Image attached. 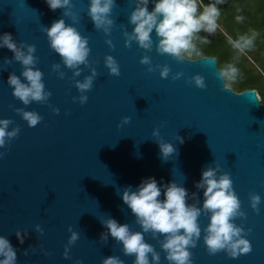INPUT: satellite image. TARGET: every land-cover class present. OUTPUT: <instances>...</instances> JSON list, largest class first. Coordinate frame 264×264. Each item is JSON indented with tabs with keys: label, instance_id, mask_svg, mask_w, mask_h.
<instances>
[{
	"label": "water",
	"instance_id": "95a60500",
	"mask_svg": "<svg viewBox=\"0 0 264 264\" xmlns=\"http://www.w3.org/2000/svg\"><path fill=\"white\" fill-rule=\"evenodd\" d=\"M71 2L53 11L45 0H0V35L10 33L24 52L35 46L33 67L43 73L45 91L51 93L27 105L15 97L8 77L26 82L24 66L0 47V119L11 121L8 131L19 128L0 147V236L15 251V264H103L109 256L134 264V254L123 252L103 222L112 218L142 231L121 193L129 186L135 190L147 177L184 187L186 203L201 208V238L189 249L192 264H264V106L257 92L227 87L213 57L178 63L159 54L154 32L151 50L135 41L125 46L124 33L133 28L128 21L133 0H116L107 33L89 17V0ZM66 11L77 14L76 22ZM57 19L87 38L86 62L76 68L66 67L49 47L43 29ZM145 55L150 65L140 63ZM108 56L119 65V75L110 74ZM164 65L170 69L167 77L159 75ZM93 72L91 89L79 90L76 82ZM177 72L183 75L173 80ZM195 74L204 78V88L190 82ZM81 96L87 97L83 104ZM18 110L42 119L30 127ZM161 143L174 148L167 158ZM217 166L218 174H229L245 213L234 223L246 230L251 251L236 258L223 251L209 254L203 243L209 213L201 207L203 189L195 182L203 169ZM251 193L261 198L258 212L250 207ZM73 232L78 238L68 245ZM144 240L159 254V264H169L160 247L162 235L148 232Z\"/></svg>",
	"mask_w": 264,
	"mask_h": 264
},
{
	"label": "clouds",
	"instance_id": "9594fccd",
	"mask_svg": "<svg viewBox=\"0 0 264 264\" xmlns=\"http://www.w3.org/2000/svg\"><path fill=\"white\" fill-rule=\"evenodd\" d=\"M222 2L223 0H214L205 4L203 0H133L134 7L128 17L133 28L131 33H124L127 37L125 46H130V43L135 41L140 48L151 50L154 32L158 38L156 50L159 54H168L178 63L185 57L189 59L193 56L199 57L201 51L194 41L198 39L201 44L208 43L206 37H199L198 34L201 31L212 34L217 30V21L221 14L217 5ZM45 3L54 11L72 2L45 0ZM115 3L116 0H89L88 15L97 29H102L105 33L109 32L110 26L114 23L111 12ZM150 3L153 5L151 11L148 10ZM65 15H71L73 22H76V13L66 11ZM236 20L242 21L243 17L238 15ZM43 30L46 32L49 47L59 54L66 67L76 68L86 62L89 53L87 38L83 37L74 26L66 25L63 19H57ZM256 35L254 31L250 34H241L234 40L230 39L229 43L237 51L244 52L253 46ZM0 47L11 50L14 58L24 66L21 75L26 82H22L14 74L8 77L13 95L25 105L32 101L47 100L51 93L45 91L43 73L33 67L37 62V58L33 55L36 51L35 46L28 45L27 52H24L16 47L10 33H4L0 35ZM105 63L110 74H120L119 65L113 57H106ZM140 63L150 65V57L142 56ZM53 67L57 66L53 65ZM148 70L153 69L149 67ZM169 71V67L164 65L160 67L159 75L167 77ZM237 74L238 69L228 64L217 73V76L224 80H235ZM182 75L183 73L177 72L172 79L175 80ZM94 76L95 72L83 82H76V87L81 91L91 89ZM190 82L196 87H205L204 78L199 74L190 77ZM79 99L83 104L87 97L81 96ZM18 111L30 127L37 125L42 119L34 111ZM54 111L58 112V109ZM128 119V117L123 118L124 122ZM10 123L9 119H0V147L5 145L6 138L10 141L19 132V128L8 131ZM159 148L163 158L174 152V148L168 143H161ZM2 156L3 153L0 152V157ZM195 186L203 189L204 199L201 207L209 213L207 225L203 229L205 233L203 243L207 252L215 254L223 251L228 257L236 258L251 251L250 242L245 238L246 230L234 223L236 217H243L245 213L241 210V202L233 190L229 174L226 172L218 174V166L207 167L202 170L200 180L195 182ZM187 195V190L173 181L164 185L158 184L154 177L143 178L135 190L129 186L121 193L122 201L131 210L142 231H131L128 224H120L112 218L105 220L104 226L108 229V233L121 243L126 255L134 254V264H159V254L144 240V234L148 232L153 233L154 236L157 234L163 236L160 247L165 252V259L169 264H192V253L189 249L194 248L201 238L202 229L198 221L201 208L187 204ZM260 201L258 194L249 195V204L253 211H259ZM17 237L23 243L19 233ZM77 238V234L73 232L68 245L73 244ZM0 257H2L0 264H15L16 253L3 236H0ZM103 264H122V261L118 257L109 256L103 260Z\"/></svg>",
	"mask_w": 264,
	"mask_h": 264
},
{
	"label": "trees",
	"instance_id": "16d2710c",
	"mask_svg": "<svg viewBox=\"0 0 264 264\" xmlns=\"http://www.w3.org/2000/svg\"><path fill=\"white\" fill-rule=\"evenodd\" d=\"M214 0H203V3H212ZM220 17L217 21L218 28L212 33L201 31L198 36L206 37L207 44H197L201 55L193 56L190 60L203 57L216 59L219 70L232 64L238 69L235 80H226L230 88L237 93L244 90H255L264 106V0H223L217 5ZM242 16V21H237L236 16ZM256 32L254 44L249 51L254 54L256 61L234 49L229 43L241 34ZM187 58V57H185ZM189 59V58H187ZM256 62V63H255Z\"/></svg>",
	"mask_w": 264,
	"mask_h": 264
},
{
	"label": "rangeland",
	"instance_id": "374dc122",
	"mask_svg": "<svg viewBox=\"0 0 264 264\" xmlns=\"http://www.w3.org/2000/svg\"><path fill=\"white\" fill-rule=\"evenodd\" d=\"M243 54H245V55H247L248 57H249V59H250V61H256V59H255V55L254 54H252L250 51H249V49H246L244 52H242ZM256 63V62H255ZM226 86L227 87H230L228 84H227V82H226Z\"/></svg>",
	"mask_w": 264,
	"mask_h": 264
}]
</instances>
